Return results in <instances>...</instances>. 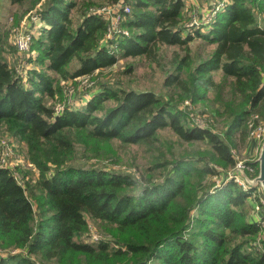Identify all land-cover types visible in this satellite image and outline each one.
<instances>
[{
  "label": "trees",
  "instance_id": "obj_1",
  "mask_svg": "<svg viewBox=\"0 0 264 264\" xmlns=\"http://www.w3.org/2000/svg\"><path fill=\"white\" fill-rule=\"evenodd\" d=\"M8 1L15 25L33 11L41 23L30 55L39 67L16 70L0 28V134L25 145L39 176L20 181L0 166V264H264V197L229 177L250 119L264 120V0H199L196 25L184 0ZM126 4L122 32L107 40L111 19L92 9ZM196 39L214 46L199 62ZM166 46L186 50L167 70ZM130 58L162 67L166 96L93 76ZM87 76L85 89L66 85ZM186 100L219 120L200 125ZM80 147L137 172L75 163ZM246 165L256 176L258 164ZM88 217L115 245L84 241Z\"/></svg>",
  "mask_w": 264,
  "mask_h": 264
},
{
  "label": "rangeland",
  "instance_id": "obj_2",
  "mask_svg": "<svg viewBox=\"0 0 264 264\" xmlns=\"http://www.w3.org/2000/svg\"><path fill=\"white\" fill-rule=\"evenodd\" d=\"M187 4V7L185 10V13L188 17L194 16V8L196 9V5L201 4L199 0H184ZM216 1V3L223 4V2H229L230 0H211V2ZM203 4H206V0H203ZM192 6H195L194 8ZM221 6V5H220ZM100 8H102L100 6ZM20 10L17 8V6L12 5L8 0H0V28L3 31L9 32V44L14 47V34L17 29H20V31L24 30H31L33 31L35 36H38L41 30V23L37 19V16L34 14L35 12L27 13L24 17L21 18V21L19 25H15V19L14 14L15 12H19ZM199 11V10H198ZM209 17L208 15L206 16ZM200 18L193 17L191 21H193L194 24L199 22ZM259 23L261 26L264 27V18L262 16H259ZM203 30H206L203 27ZM214 46L208 44L207 42L196 39L190 44V49L192 50L191 55H193V58L195 62H199L210 55L212 52ZM179 54L181 56H184L186 54V50L180 49L175 46L171 47H164L161 51V58L162 63L166 67L165 70L170 69L171 67V60L173 59L174 55ZM35 55V52L31 53L30 55ZM23 55L19 54L17 51L11 53L10 61L16 68V70H21L28 67H39L36 63L30 61L31 56H28L27 58L22 57ZM129 65H134V72L132 75H123L122 72L125 68H128ZM162 67L157 66L156 64H151L146 59L141 58H130V59H121L118 61L116 65L113 67H110L108 69H104L98 72H95V75L93 76H101L104 81L107 82H116L121 80L123 83H130L135 87L139 88H146L151 89L155 91L158 94H163L166 96V89L164 87L163 81H164V75L162 72ZM215 79L217 81L221 80V74L218 73L215 76ZM74 81L66 82L67 86L73 87L77 86L79 89H85L87 85H90L91 83H95V80L91 76L79 78L77 80V83H73ZM214 93L210 92L209 96L214 97ZM188 112L190 113L191 118H195L197 123H200L202 126H206L207 123L212 122V120L217 119L219 120L218 116H216L213 113H210V109H208L204 103H196L194 105L191 104L190 101H184V103L181 104ZM191 105V106H190ZM220 108H223L220 106ZM255 121H258L257 125L260 123H264V120H261L258 116H253L249 121V129L250 133L252 131V124L255 126ZM216 131H221V124L217 122ZM165 137L172 139L170 133H165ZM82 147H80L81 154L78 155V159L75 161V163H78L83 166H91L95 168H102V169H113V170H123L127 171L129 173H136L137 168L135 166L128 167L125 164H117L116 160L114 158H83L82 156ZM136 147H131L130 149L132 151L128 152L127 154L135 155L136 153ZM129 150V149H128ZM127 150V151H128ZM144 149H140L142 153ZM119 152L122 151L119 149ZM139 152V153H141ZM233 154L236 157L237 165L236 169H238V165L245 164L246 162H254L256 163V159L258 157L259 153V147L252 146L250 137L248 138L246 145L244 148L237 149L233 148L232 150ZM123 156V155H122ZM139 158L140 155H137ZM138 161L141 163H146L145 160H142V157L138 159ZM0 165L10 167L12 170H15L16 175L19 177V180H25V179H34L35 182L38 180V170L35 167L34 164H32L27 156V151L25 148V145L19 141H17L14 137H12L9 134H0ZM247 169V168H245ZM233 170V171H234ZM136 171V172H135ZM233 171L230 173L232 174ZM246 171V170H245ZM247 173V172H246ZM248 175V173H247ZM250 178H254L255 176H250ZM213 181H216L217 184H221V177H215L212 178ZM243 181V180H242ZM259 189V188H256ZM259 192L261 190L259 189ZM263 198V196H261ZM254 217H259L258 214H255ZM89 222V231L86 234V237H84V241H87L88 243H92L94 245H97L98 240L104 239L105 241H108L111 243V245H115V243L112 240V237L108 235L107 233H103L100 230V227L98 223L91 218L88 217ZM55 264V263H54Z\"/></svg>",
  "mask_w": 264,
  "mask_h": 264
},
{
  "label": "built area",
  "instance_id": "obj_3",
  "mask_svg": "<svg viewBox=\"0 0 264 264\" xmlns=\"http://www.w3.org/2000/svg\"><path fill=\"white\" fill-rule=\"evenodd\" d=\"M94 12L104 13L107 14L111 19V24L108 28V32L106 35V39H113L115 36H117L119 33L122 32V21L126 18V15L130 13V6L129 5H123L119 7H102L98 9H92ZM207 16V15H206ZM208 18H210V15L208 14ZM195 23V22H194ZM193 23V24H194ZM198 24V22L196 23ZM195 24V25H196ZM34 37V33L31 30H24L20 31V29H17L14 34V44L17 48V52L22 57L27 58L30 56L31 52V45H32V39ZM252 131L249 135L252 146L254 147H260L263 140H264V123H260L259 125H251ZM3 166V165H0ZM6 167V166H5ZM238 168H248L245 166V164L238 165ZM246 170V169H245ZM230 178H235L236 181L242 185L243 187L249 189L248 185L245 183V181L239 176H233L231 173H229ZM243 180V181H242ZM259 190V189H258Z\"/></svg>",
  "mask_w": 264,
  "mask_h": 264
},
{
  "label": "water",
  "instance_id": "obj_4",
  "mask_svg": "<svg viewBox=\"0 0 264 264\" xmlns=\"http://www.w3.org/2000/svg\"><path fill=\"white\" fill-rule=\"evenodd\" d=\"M255 162L258 164V173L254 178H250L243 168L234 170L232 175H239L249 188H259L262 196L264 197V140L259 147L258 157Z\"/></svg>",
  "mask_w": 264,
  "mask_h": 264
}]
</instances>
